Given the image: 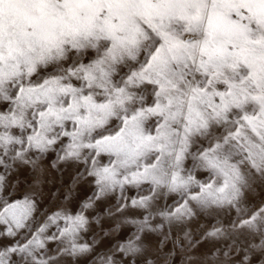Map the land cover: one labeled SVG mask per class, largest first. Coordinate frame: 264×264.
Wrapping results in <instances>:
<instances>
[{
    "label": "snow or ice",
    "instance_id": "1",
    "mask_svg": "<svg viewBox=\"0 0 264 264\" xmlns=\"http://www.w3.org/2000/svg\"><path fill=\"white\" fill-rule=\"evenodd\" d=\"M52 154L96 193L43 222L0 196V264H84L110 194L134 231L100 264L200 217L211 264H264V0H0V193Z\"/></svg>",
    "mask_w": 264,
    "mask_h": 264
},
{
    "label": "bare ground",
    "instance_id": "2",
    "mask_svg": "<svg viewBox=\"0 0 264 264\" xmlns=\"http://www.w3.org/2000/svg\"><path fill=\"white\" fill-rule=\"evenodd\" d=\"M54 161H55L54 158L52 160V155H50L48 158L45 159V161L43 162L42 168L39 170V173H38V174H40L39 181L33 184L32 190L30 189L32 191L30 193H32V194H30V195H33L34 197L37 195L43 196L42 194L45 193V191L53 192V188H55V186L57 185V180H58L57 174L60 170H63L64 175H66V178L68 179V183H69V191H66L68 193H67V195H65L66 197L64 196L66 199L65 203H67V206H69L70 211L73 214H75V213L80 211L83 204H85L89 201V198L94 197V195L96 193V188L92 184L90 178H83V179L80 178L79 174L83 173V171H84V168L82 165L65 163L66 164L65 168L62 167L61 164H58L56 167H52L51 165ZM47 173H50V175H48ZM133 191L134 190H132L131 192H133ZM11 193H9V194H11ZM116 195L117 194H114V195L110 194L108 196V198H106L104 200L96 201L94 208L89 210L85 214L90 216V220L94 221V218H95L94 213L96 211L101 209L104 213H106L105 209L115 205ZM127 195H130L129 192L127 193ZM17 197H19V196H17ZM11 198H9V199H11ZM21 199H22V197H21ZM252 199H253V197H252ZM15 200H17V199H15ZM48 213H50V212H48ZM106 215H107V213H106ZM96 219L97 218H95V220ZM98 219H101V218L99 217ZM92 221H91L90 231L84 234V240L82 242H87V243L92 244L94 249H95L94 254L96 252H99V253H98L97 257L95 256L96 257L95 259L92 258L94 260H91V258H89L87 261L84 262V264H96L95 262H99V264H100V258L101 257L112 255V252L115 249V246L119 243H123L127 239V237L132 233V231H134V228L132 225L124 223L121 219H115V218L109 217L107 215V217L104 219L105 224H102V226L100 225L102 227L101 231L103 233H108L111 236L110 240L107 242V244L110 246L106 247V245H105L106 242L102 243L98 239V237H100V236H101L100 238H102V234H99L98 237L94 236L93 230H94V227L97 226V223L95 224ZM97 229H98V226H97ZM193 234H195V233H193ZM195 235H193V236H195ZM151 237H152V235L150 234L149 239L146 242V248H147V257L153 264L155 262V260L153 258L154 254L152 253V248H151L152 245L150 243ZM189 238H190V236H189ZM197 241H199V240H197ZM197 241H195V242L191 241L190 243H187L188 244L187 247H186V245H184V247H186L185 250L188 249L189 253H191L189 257L192 256L191 259H188L185 261H187V264H201V262H202V264H211V262L216 259V255H214V253H215L216 247H218V245L214 247L212 242L202 240V241H199L197 243ZM105 247L107 248V250H105L106 249ZM109 248H111V249H109ZM101 250H104V252H100ZM113 259H115L117 261V264H119V256L118 255L113 257ZM183 263H184V261H183Z\"/></svg>",
    "mask_w": 264,
    "mask_h": 264
},
{
    "label": "rangeland",
    "instance_id": "3",
    "mask_svg": "<svg viewBox=\"0 0 264 264\" xmlns=\"http://www.w3.org/2000/svg\"><path fill=\"white\" fill-rule=\"evenodd\" d=\"M53 158H54V160H56V157L54 154H52V160H53ZM60 164L62 167L65 168V165H66L65 163L62 162ZM70 164H75V163H70ZM38 173H39V170L35 173H33L31 171L22 172V174L19 177V183H17L15 185V187L7 190L6 194L0 193V196H3L5 199H9L12 197L9 200H13V199L15 200V199H21V197L23 199L24 195L32 194L30 192H32L31 190H32L33 184L39 181L40 174H38ZM47 174L50 175V173H47ZM57 175H58L57 185L55 186V188H53V192L45 191V193L42 194L43 196H39V195H37L35 197L33 196V198L37 201V208H38V211L36 213V219L39 220L40 222H43V220L45 219L46 216L51 215L54 212H57V211H61V212L68 211L69 212L70 211L69 206H67V203H65V201H66L65 195H67V193H68L66 191H69L68 179L66 178V175H64L63 170H60ZM133 192H129V194L131 195ZM260 192H261V190L258 188L257 193H256V197H253V199L250 198V205H249L250 207L255 206L259 203V200L257 199V197H260ZM9 193H11V194H9ZM16 195L19 197H17ZM262 198H264V197H262ZM160 203H161V205H163L165 203L170 205L172 203V199L171 198H164L160 201ZM48 212H50V213H48ZM96 212L94 213V216L97 219L95 220V218H94V221L90 220V221L94 222L95 224L97 223V220L99 221L97 223L98 229H97V226L94 227L93 234H94V236H97V237L99 236V234H102V238H100L101 236L98 237L99 241H101L102 243L106 242V244H105L106 247L110 246L107 244V242L110 240L111 236L108 233H103L101 231L102 230L101 226H102V224H105L104 219L107 217V215L101 209H99ZM70 213H72V212L70 211ZM99 217L101 219H98ZM207 223H208V221L205 220L203 217L195 218V219H193V221H191L183 229V231H181L178 228L173 229L171 238L167 242H165L163 245H160L158 243L162 239V237L159 234H151L152 237H151L150 243L152 245L151 246L152 253L154 254L153 258L155 260V262L153 264H174V263L175 264H182L183 261H184L183 264H185V263L187 264V261H185V260L192 258V256L189 257L191 253H189L188 249L185 250L187 245H188L187 243H190L191 241L195 242L197 240L202 241L203 239H201V236H202V233L204 231V227L207 225ZM52 230L54 231L55 229H52ZM164 230L165 231L168 230L167 225H165ZM185 232L189 233V235L185 236ZM193 233H195L196 235ZM193 235H195V236H193ZM189 236H190V238H189ZM193 238L194 239L196 238V239L194 240ZM184 245H186V247H184ZM53 247H54V245H53ZM109 249H111V248H109ZM105 250H107V248ZM100 252H104V250H101ZM98 253L99 252H96L95 254L93 253L94 255H92L90 257L91 260H94L98 256ZM92 258H94V259H92ZM95 263L99 264V262H95Z\"/></svg>",
    "mask_w": 264,
    "mask_h": 264
}]
</instances>
